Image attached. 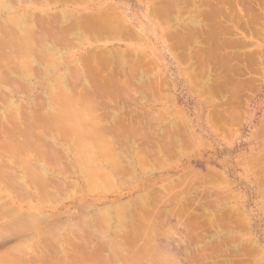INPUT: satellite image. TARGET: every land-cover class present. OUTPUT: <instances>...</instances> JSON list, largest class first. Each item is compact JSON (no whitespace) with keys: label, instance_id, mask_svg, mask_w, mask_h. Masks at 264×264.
<instances>
[{"label":"rangeland","instance_id":"374dc122","mask_svg":"<svg viewBox=\"0 0 264 264\" xmlns=\"http://www.w3.org/2000/svg\"><path fill=\"white\" fill-rule=\"evenodd\" d=\"M179 1L182 2L181 0H176V2L175 0H172V3L175 2L173 4L174 7L172 4L167 5L168 0H80L79 2L75 1L73 4H66L67 8L69 7V13L73 12L76 15L85 13L100 14L108 8L110 10L113 7L114 11L112 10L113 12L111 13L110 10L107 14L115 15V12H118L116 14L119 18L121 17V19L117 16L116 19L118 18V20H122L124 27L129 26L130 29L136 31L141 37H138L139 40L138 38H136L137 40L125 38L94 39L92 37L89 38L88 34V37L82 38L81 43L79 42L76 47L74 45V47L71 48L68 57L66 56L67 60H64L65 63H68L75 58H80V55L85 53L87 50H92L93 48L98 51L102 57H104V61L107 63L112 61L113 56L119 54L117 53L118 51L125 53L127 51L136 53L137 51H140L141 53L145 52V54L150 55L147 60L151 61L153 59L151 62L155 61L153 64L150 62L148 65H141L143 70H140V78H137L139 77L137 76L139 72L135 71L137 74L133 72L136 75L133 80L136 81V79H138L140 82H143V80L145 82V79H148L146 80V85H150V87L147 85L149 89H146L147 87H143L146 91H141L142 93H148H145V96L139 92L141 87L139 88V91L136 92L137 94H134V91H130L128 97L130 98L133 93L131 98H137L140 102L129 100L132 103L130 104L128 98L127 101H124L126 98L125 97L123 99L125 96L124 94L123 97L121 96L122 94H120V99H123L122 101L126 104L124 102L121 103L122 101L118 99L119 96L116 97L118 100L115 102L113 101L115 100V97H112V100L109 98L111 96L101 94V97H99V95V98L97 97L98 102L95 101L97 103L100 101L99 104L96 103L97 107H95L97 109L89 107L88 109L90 112L88 113L89 110L87 107H83L88 110L84 113H87V115L90 116V114H93L91 111L93 109V112L96 110L93 115L101 114L109 116L110 114H114L113 116L117 119L119 115H123L122 117L124 119H128L124 120V122L126 121V123H128L130 119V121H132V123H130L133 125L136 121L134 126L137 127H139L138 124L141 125V123L144 122L146 123V125L144 124V126H146L145 129L150 128V130L152 129V127H150L151 124L154 128L160 129V127L166 126L167 123H177L178 125H181L180 121L182 120L180 119H185L187 124L191 125V127L189 126L190 129L185 135L183 134L184 137L187 134L189 136L188 132L190 131H193V133L190 132L191 138L185 137L186 140H183L182 146L178 148L180 151L178 149H172L173 152L176 153H173L171 150L172 153H170V151L168 152L169 156H166L167 153L165 151L162 154L163 160L159 157L160 160H158V167L157 158L154 160L146 158L149 159V161L146 163L144 162L145 165L139 163L141 166L138 165L136 169L124 171L125 173H123L122 176L119 175L120 177L116 174L115 178L118 176L117 179H115L116 182L110 186H105L101 192L98 191L89 193L83 191L80 192V194L78 193V195L76 194L72 198L69 197L68 199L63 200L62 203L57 206L51 205L42 207L43 212L46 213V217L33 221L34 223H31L30 218L28 219V222L25 221L27 222V226L25 224L21 226L20 224V227H27L26 230L24 229L25 232L23 231L26 234H20L22 231L20 229L21 231L17 233V235H14L15 237L18 236L16 238L17 240L15 239L14 242L18 243V238L20 239L19 241H23L24 238L27 239L26 241H29L30 239L28 238L34 235L36 236L34 237L37 238L38 235H40V228L48 225L47 223H50V221L61 211H65L66 213L64 212V214L68 213L67 215L70 217H80V214L83 212L85 214L86 211V213L90 211L91 213H89L92 214L99 208L102 209L108 206L113 207V205L117 202L124 203V201H126L125 203H140L141 201H139L138 198H143L141 195L144 194L146 195L145 197L148 201V203H146L148 205L145 204L144 207L142 204L141 207L140 203L138 204V207L140 205L141 208L139 207L138 209H136V204V207L135 205H130L127 212L130 213V219L133 220V216H135V220L136 216L138 218L141 213L139 210H143L139 217V219H141L143 213L145 214V216L143 215L144 219L142 218L144 220V222H142L143 225L139 222L140 220L136 223H140L142 226L140 224L139 226L144 227L146 230L145 232L148 236L145 238L147 242L145 240L144 243L152 246V251L155 255L151 256L155 260L151 259V256L149 255L147 256L145 254L147 257L143 256V253L142 256L140 253H137L140 255H137L138 257L136 255H132L133 257L139 258L141 256L143 261L144 259L145 261H149L148 258L153 260L148 262V264H168L169 262V264H191L188 260L199 258V261H201L200 258L206 259L210 257L209 260L203 261L204 264L206 262H211L210 264H220V262L228 256L224 255V252H226L225 248L222 250L223 252L221 251L223 248L222 246L228 247L237 243L244 248L245 246L247 248L248 245L257 246L261 252H259L257 257L259 261L254 257H252V259L254 258L253 260H250L254 261V264H264V0H205V2L204 0H186L185 2L183 0L184 3L182 2L181 4ZM52 3H49L48 5L42 3L40 7L39 5L37 6V3L36 5L32 4L28 7L31 13H33L32 18H38L43 12L61 9L65 4L62 1ZM162 6H164V8ZM16 9L18 11V8ZM159 9L161 10L159 11ZM167 9L169 11H167ZM4 16V13L0 12V18H3ZM109 18L114 19L113 15L109 16ZM186 35H189V37ZM241 42H244L245 45ZM111 50H113L115 54L112 53ZM184 55L187 56L185 57ZM34 61L37 62L36 59ZM64 61H61L60 63L63 64ZM97 62L93 64H96ZM109 64L110 63L106 65L109 66ZM63 65L61 66L59 64L58 67H54L55 69L51 67L49 71L46 69V72L48 71L51 73L49 75H47V73V76H30L28 81H30L29 83L31 87L28 88L26 92L24 91L25 93H23V91L19 92V90V93L17 90L15 92L11 91L10 95L12 101L14 103H18L17 105H20L21 108H23L21 103L24 104L28 101L27 109H29V114L32 115L33 111L31 108L34 107L36 114L38 113L36 109H40L42 110V115L45 112L44 116H47V113L52 118V112H54V110L51 109V111H49V99L47 94H42V92H45L43 89H46L49 86L47 84L54 81L53 79L55 78L52 79L51 77L63 72V69L61 68ZM100 65L101 61L97 63L98 67L102 66ZM106 65H103L104 68ZM115 65L112 64L113 69ZM125 65H123L124 69L127 67ZM95 66H92V68ZM143 66L147 67L145 68ZM116 68L113 72H115L114 74H116L117 77L121 78L122 76H128V72L123 68ZM106 69L108 70V68H105V70ZM42 74H44V72ZM150 80H152L153 83ZM1 82L3 81L0 80V83ZM3 84H7V82ZM155 84L157 85V88ZM151 85H153V88ZM52 87H54V85H52ZM56 87L57 86H55V89H58L59 86L57 88ZM31 88L34 89L31 90ZM136 88L137 87H135L134 90H136ZM26 89L24 88L23 90ZM149 92H152V94ZM39 93L41 94L37 97ZM139 94V98L144 96L143 99L140 98L141 100H139L137 97ZM159 94L161 96H159ZM41 97H44L47 100H45V102L43 100L44 103H41V100H39V105L37 99H40ZM79 97L78 100L81 98ZM63 99L64 97L62 95L60 96V100H57V102L63 103ZM81 99L80 103H83V100L81 101ZM101 100L103 101L102 105ZM106 101H108L109 104L111 103L113 107L115 106V108H118L119 106V109H115L116 111H114V108L112 107V109L109 110L110 105L109 108H107L108 103ZM104 102L107 106L104 105ZM44 104H46V106ZM116 104H118L117 107ZM76 107V109L80 110V106L78 107L76 105ZM49 112L52 114H49ZM57 115L59 114L57 113ZM57 115H55V113L53 114V116ZM121 116H119L120 119H123ZM151 117L154 120H152ZM105 118L107 119V116ZM155 118L159 119V121L155 120ZM149 121H152V123ZM50 123L51 121L47 124L49 125ZM45 124L43 125L46 126L47 124ZM157 124L160 125L158 126ZM7 127H9V125H7ZM39 127L42 128V125L38 126V129ZM4 128H6V126H4ZM1 137L2 136L0 134V138ZM186 142H188V144ZM207 167L210 168V171L208 169L210 173L207 171ZM193 169H195V172L200 170L199 178L201 180H197L198 174L194 176V178L197 177L195 180H193L194 178L191 179L194 172L192 173L193 175L190 173L191 175L189 174V176L185 174V172L188 174V172L194 171ZM211 169H214V173H218V176L214 175ZM205 170L207 171L205 173L209 174H206L208 180L206 179V176L205 178L204 176H200L205 174L203 173ZM182 175L187 176L185 177L186 179H184V183H182L183 185L181 184V182H183L182 178L179 180L181 181L180 183L178 181L179 185L175 183L176 186L173 187L171 190L172 192L169 191L170 193H168V195L170 198H163L165 193H160L161 191H158L157 194L154 193L155 197H151L148 193H146L147 190L152 188L155 189V187H158L159 189L164 186V184H167V182L174 181V179H177ZM211 175L214 177L216 176V180L214 177V179H212ZM185 181H189V184L187 185L188 182L186 183ZM194 181H196V183ZM155 190L157 191V189ZM151 191L155 192L153 189L150 190V192ZM150 195L153 194L151 193ZM78 201H80L81 204H79L80 202ZM191 202L192 205L190 204ZM16 205H19V203H16ZM182 205H185V210H187V208L189 210L191 209L186 212V215H184L185 211L183 210L184 206ZM174 206H181L182 211L184 212L181 211L180 207L178 208ZM196 207L198 209H196ZM18 208L20 211L31 209V207L21 203ZM143 208L146 209L145 212V209ZM152 209L156 211H153ZM177 209H179L178 212H182L183 214L180 215L178 212L177 214L175 212ZM230 209L233 212H231ZM147 210L149 211L147 212ZM169 210L170 212L173 210L175 214L172 212L173 215L168 217L167 211ZM221 210L224 213H222V215H218ZM192 211L195 213L199 212V215L201 214L200 217L205 214V217H202L203 220L202 218H199L200 221H198L200 223L198 221L197 222L199 224L196 223L199 225L200 229L204 228L206 230L205 231L203 229L201 231H205V233L207 232V236L209 235L208 237L204 235V238L206 237L205 240L202 238L203 233L201 234V238L199 236L192 237L194 234L193 232H195L196 235L197 233L198 235L200 233L199 227H193L195 226V223L192 224V227L189 229L190 223L188 222V225L183 221L191 215ZM227 211L229 213H225ZM187 213H189V216H187ZM212 215L215 217L214 221L212 220L211 223L215 229L218 228L217 230H219V233L218 231H215L214 227H211L212 229H210L211 223L206 220L208 216ZM218 216L220 217L218 218ZM177 218L181 220L178 219V221ZM127 220H129V217ZM127 220L125 223L128 222ZM133 221L126 224L127 226L131 225L130 227L133 230V233L130 228H125L126 231L129 230V232L133 234L132 239H135L133 236L140 235L137 233L141 227L135 231L137 227L134 228L135 223ZM236 221L239 223H235ZM208 223H210V226ZM110 225L112 227L117 225L116 220L114 219L113 223L111 222ZM156 225L163 226H161L160 229L153 231L152 229H155ZM236 226L238 227L236 228ZM148 227H151V229ZM239 227L242 229L238 230ZM186 232L188 234H193L188 235ZM185 233L188 235L187 237H185ZM18 234L23 238L21 239ZM235 234L240 237H234ZM110 235H112V231L109 230L108 238H110ZM221 236H226L223 238L225 241L222 240L224 243L221 241ZM34 237H31V242H37ZM138 237L140 236H137L136 239ZM225 238L228 239L226 240ZM201 239L204 241L201 242ZM207 243L210 244V248L213 251H218L217 254L216 251L215 253L211 252L212 250L209 246L206 247ZM2 247L3 244H0V249H2ZM199 247L203 249L206 247L208 249L205 248V250L208 251L205 253V251L202 250L201 252ZM192 249L198 250L194 252ZM246 250L248 252V249ZM187 251L190 252L189 256L185 255L189 254ZM197 251H200L202 255H197L199 253ZM27 252L28 253H26V255L28 256L24 255L23 260L29 259L31 255L33 257L34 253H36L35 251ZM208 252L210 253L208 254ZM193 253H195L194 256ZM105 254L103 252V256H101L104 257ZM108 256H110V254L107 253V257ZM132 256L128 257L127 255V259H132ZM117 257V262L115 261L113 263L110 261L112 263H107L121 264L125 259V256ZM230 257L231 255L229 256V259L231 260L232 257ZM236 258H239L238 255ZM236 258L234 259L237 260ZM243 258H245L246 264L252 263L249 259V262L247 261L245 255ZM157 259L161 262L159 263ZM23 260L21 262L25 261ZM156 260L158 263H155ZM91 261L88 260L87 263L94 264L93 261ZM195 261L196 264L203 263H197L198 260ZM245 262H243V264Z\"/></svg>","mask_w":264,"mask_h":264},{"label":"bare ground","instance_id":"6f19581e","mask_svg":"<svg viewBox=\"0 0 264 264\" xmlns=\"http://www.w3.org/2000/svg\"><path fill=\"white\" fill-rule=\"evenodd\" d=\"M58 1H62L63 3H65L61 9L43 12L41 13V15H39L38 17L39 19L32 18L33 13H31L30 9H28V7H30L32 4L36 5L37 3V6L39 5L40 7L42 3L48 5L49 3L51 4L52 2H58ZM75 1L79 2L80 0H0V12L4 13L5 15L3 18H0V80L3 81L0 83V129H1L0 134L2 136L1 137L2 139L0 138V244H3L2 249H0V264H88L87 263L88 260L89 261L92 260L94 264H105V263L108 264L107 262L110 261H112L113 263L115 261L117 262L118 261L117 256H125V259L121 264H143L146 262H147L146 264H148V262L155 260L151 256V255H155V253H153L152 251V246L144 243L146 240L145 238L148 236V234L145 232L146 230L144 229V227H141L143 225L142 222H144L143 215L145 216V214L143 213L141 217V219L143 218L142 221L141 219H139L143 210L142 211L139 210L141 213L139 214L138 218L136 216L135 220L138 219L136 221L134 220L135 216L132 215L134 220L133 221L132 219H130L129 216L130 213L127 212V210L130 208L129 207L130 205L134 206L136 204V203L134 204V202L131 203H125L126 201H124V203L117 202L113 205V207L108 206L102 209L99 208L101 210L97 209V211L95 210V212L92 214H90L91 213L90 211H89L90 213L89 212L86 213L87 212L86 211L85 214L83 212L82 213L83 215L80 214L81 216L77 214L80 217H74V216L70 217L67 215L68 213L64 214L65 211L64 212L61 211L50 221V223H47L48 225L44 226L43 228H40L39 230L40 235H38L37 238H35L36 237L35 235H34L35 237L31 236L32 238L34 237L35 241L37 242H31V237H30L28 238L30 239L29 240L30 242L26 241L27 239L25 238L23 241H19L20 239L18 238V243H17L14 241L18 236L15 237L14 235H17V233H19L21 230L22 233L20 232V234H26L24 233L25 232L24 229L26 230L27 227L25 228L20 227L19 225L20 224L21 226H23L24 224L26 225L28 219L31 218L30 220L31 223H34L33 221L46 217L45 216L46 213H44L42 210V207L44 206H51V205L57 206L58 204H61L63 200H66L69 197L72 198L76 194L78 195V193L80 194V192L83 191L89 193L98 192V191L101 192L105 186H110L114 182H116L115 179H117L119 175L122 176L123 173H125L124 171L130 169H136V167L141 163L145 165L144 162L146 163L147 161H149V159L146 158H151L153 160L157 158V167H158V160L160 159L163 160L162 154L165 151L167 153L166 156H169L168 154L169 151L170 153H172L174 149L177 150L178 148H180L182 146L183 140H186L187 137L188 138L190 137V132L193 133V131H190L188 132L189 136L187 134L185 136L186 138L184 137V135L191 127V125L187 124V121L185 119H180L182 121L179 120L181 125H178L177 123H167L166 126L161 125L163 127H160V129H156L152 124L151 125L149 124L150 127H152V129L150 130V128L145 129L146 126H144V124L146 125V123L142 122L141 119L140 121L143 123V124L141 123V125L143 126L138 124L139 127H137L134 126L136 124V121L134 122L135 124L133 125L131 124L132 121H130V119L128 123H126V121L124 122V120H128V119H124L122 117L123 115L122 116L119 115L123 119H120L119 116L118 119L115 118L113 116L114 114L113 115L110 114L111 116L106 115L107 119L109 117V119L107 120L105 118L106 117L105 115H101V114L93 115L95 114L94 112H96V110L93 112V109L91 110L93 114H90V116L87 115V113H84L89 110L88 109L89 107L97 109L96 108L97 107L96 103L98 102L97 97L98 95L99 97H101L100 96L101 94L111 96L109 97L111 99L112 97H115V100L112 99L115 102H117L116 100L120 99L121 96L123 97L124 95L125 96L123 97V99L126 97L124 101L125 100L127 101L128 98V101L131 100V101L140 102L137 100V98L134 97L131 98V97L133 96V93L135 94L137 91H139L140 87L141 90L139 92L140 93L143 92V90L145 89V88L143 89V87H147L148 85V84L146 85L147 82L146 80L148 79H145V82L144 80L143 82L142 81L140 82V80L136 79L135 81L133 80V78L136 77L135 74H137V72H139L137 75L139 77L137 78H140L139 75L141 74L140 70L141 71L143 70L141 68V65L143 64L148 65L153 59L151 61L147 60L150 55L145 54V52L141 53L140 51H137L136 53V52L127 51L125 53L118 51L117 53L119 54H116L113 57L111 56L112 61L108 62L111 65L109 64L108 66L106 65L108 63L104 61V57H102L101 54H99L98 51L94 50L93 48L92 50L91 49L87 50L85 53L80 55V58H75L72 61L65 63V61L67 60L66 56L68 57L71 48L74 47V45L76 47V45L79 42L81 43L82 38L88 37V34H89V38L92 37L94 39L125 38V39L134 40L140 36L136 31L130 29L129 26L124 27L123 25L124 23H122V20H118L119 16L116 14L118 12H115V15L107 14L110 12V10L111 13L114 11L113 7L110 10L108 8L106 11L100 14L85 13V14L76 15L73 12H72L73 14L69 13L70 12L69 7L67 8L66 4L67 3L73 4L75 3ZM181 1L183 2V0ZM185 1L186 0H184V2ZM182 2H180V4ZM174 3H172V0L171 1L168 0L167 5L172 4V6L174 7L173 5ZM162 7L164 8V6ZM16 8H18V11ZM160 10L161 9H159V11ZM167 11L169 10L167 9ZM111 15H113L114 19H110L111 17L109 18V16ZM116 16L118 17L117 19ZM119 19H121V17ZM186 36L189 37V35ZM241 43L245 45L244 42ZM111 51L112 53H114L113 50ZM35 59L37 60V62L34 61ZM61 61H64L63 62L64 65L60 63ZM100 61H101V65L104 62L103 65H106L105 68H108V70L107 69L105 70L103 65L102 66L100 65L101 67H98L99 65L97 66V63H99ZM95 62L97 63L93 64ZM154 62H151V64H153ZM59 64L61 66L63 65V67L60 66L63 69V72L56 74V76L54 77H51L52 79L55 78L53 79L54 81L51 80L52 83L50 82V84H47L49 86L46 89H43L45 92H42V94L43 93L47 94V97L49 99L48 100V105L50 109L49 111H51L52 109L54 110V112H52L53 114L55 113V115H57L58 113L59 115L53 116V114L49 112V114L50 113L52 114V118H51L47 113H46L47 116H44L45 112L42 115L41 113L42 110L36 109V111L38 112L37 115L34 110L35 109L34 107H32L31 109L35 113V115L33 112L31 115L28 112L29 109H27L28 101L24 103L25 105L21 103L23 108H21L20 105H17L18 103H14L12 101L10 95L11 91L15 92L17 90L18 92L19 90V92L23 91V93H25L28 90V88L31 87L29 83L30 81H28L30 76L32 75H34V77H37V75H39V77H41V75L47 76L51 74L48 72L49 69H51V67L55 69L56 67H58ZM112 64L114 65L116 64L114 66V69L112 67ZM123 65L127 67H125L124 69ZM92 66L95 67L92 68ZM102 67L107 72H105ZM116 67H119V69L123 68L125 71L128 72V76L121 75L122 79L120 77H117L116 74H114L115 72H113V70L117 69ZM143 67L146 68L147 66H143ZM46 69L48 70L47 72ZM135 71L137 72L135 73ZM43 72L44 74H42ZM152 80L150 81L152 82ZM5 82H7V84H3ZM52 85H54V87H52ZM55 86L57 87L59 86L60 88L58 87V89H55ZM148 86L150 87V85ZM151 86L153 88V85ZM135 87H137L136 90H134ZM24 88L27 89L23 90ZM33 89L31 88V90ZM146 89L149 88L147 87ZM130 91H134V92L133 93L131 92L132 94L131 97L129 98L128 96L130 94ZM145 93H142V95H144ZM40 94L41 93H39L37 97L40 96ZM120 94L122 95L120 96ZM150 94H152V92ZM62 95L64 97L63 103L62 102L58 103L57 100H60V96ZM79 96L83 99H81ZM117 96H119L118 99L116 98ZM139 96L140 94L137 95L138 98ZM144 96L140 98L143 99ZM159 96L161 95L159 94ZM78 97L81 99V101L83 100L82 101L83 103H80V99L78 100ZM140 98L139 100H141ZM123 99L120 100L122 101ZM39 100H41L42 103L43 100L45 102V100L47 99L44 97H41L40 99L38 98L37 99L38 104H39ZM124 101H122L121 103H123ZM106 102L108 103L107 108H109L110 105L109 110H111L113 105L111 103L109 104L108 101ZM102 103L103 101L101 102V105ZM130 104L132 103L130 102ZM44 105L46 106V104ZM76 105L78 107L80 106V110L76 109L77 108ZM117 105L118 104H116V107ZM83 107L85 108L87 107L88 110L84 109ZM113 108L114 111H116L117 109H119V106L118 108H115V106ZM89 112L90 110L88 111V113ZM152 120L154 119L152 118ZM155 120L159 121V119L156 118ZM49 121H51V123L48 125L47 123H49ZM149 122L152 123V121ZM43 124H45L47 127L44 126ZM7 125H9V127H7ZM40 125H42V128L39 127L38 129V126ZM4 126H6L7 129L9 128L10 130L9 129L7 130L6 128H4ZM182 137L185 139H183ZM186 143L188 144V142ZM208 169L210 171L209 167H207V171ZM193 170L194 171L192 172H188V174L185 172V174L189 176L190 173L192 174L194 172L193 173L194 175L192 174L193 177L191 179H193L194 176L198 174L197 175L198 178L197 177L196 178L197 180H201L199 178L200 170L196 172L195 169ZM213 170H212L213 174L218 176V173L215 174ZM207 171L205 170L203 173ZM116 174H118V176L115 178ZM206 174L209 175L208 173H205L204 175H200V176H204V178L206 176V179L208 180ZM187 176L182 175L181 177L174 179V181L167 182V184H164V186L160 187L159 189L158 187L157 188L155 187L157 191L154 188H152L155 192L152 191L150 192V190L152 189H149L147 190L146 193H148V195L151 197L152 196L155 197V194H157L158 191L159 192L161 191L160 193H165L166 196V197L164 196L163 198L165 199L170 198L168 193L172 192L171 190L173 189L174 186H176L175 183L179 185L178 181L181 180L182 178H183L182 179L183 182L179 181V183L180 182L181 184L184 183V179H186L185 177ZM213 177L214 176H212L211 178L214 179L215 177L214 178ZM196 178H194L193 180H195ZM187 182L186 183L188 185L189 181ZM194 182L196 183V181ZM151 193L153 195H150ZM142 196L143 198H138V199L139 201H141L140 202L141 207L142 204L145 207V204H147L148 201L146 200L145 197L146 195L143 194L141 195V197ZM192 202L190 203L191 205ZM16 203H19V205L20 203L27 205L31 207V209H25L20 211L18 208L19 205H16ZM140 203L137 202L136 204L137 207L135 205L136 209L140 207V205L138 207V204ZM79 204H81V202ZM185 205H182L184 206L183 208V210L185 211L184 215H186V212L189 210L188 208L187 210H185L186 208ZM174 207H178V208L180 207L182 211L181 206H174ZM189 207H193V206H189ZM196 209L198 208L196 207ZM152 210L156 211L154 209ZM178 210L179 209L174 211L177 213ZM145 211L146 209L144 210V212ZM148 211L149 210H147V212ZM194 211H192L190 216L189 213H187V216H189L188 218L186 216L187 219L185 220L182 219L185 224L189 225L190 223L189 229L192 227V224L194 223L195 226L193 227L198 228L200 219L203 216L205 217V214L202 217H200L201 214L199 215L198 211H197L198 213H195ZM167 212H168L167 214L168 217L175 214L173 210H171V212L170 210ZM182 212L181 213L178 212V213H180L181 215L183 214ZM231 212L233 211L231 210ZM222 213L224 212H222L221 210V212H219L218 215H222ZM225 213H229V212L227 211ZM196 214H198L199 216ZM124 216L125 217L128 216L130 221L127 220L128 217L125 218ZM214 217L215 216L213 215L208 216V218L206 217L207 218L206 220H208L207 222L211 223L212 220L214 221ZM219 217L220 216H218V218ZM114 219L116 220L117 225L112 227L110 223L111 222L113 223ZM178 219L179 218H177V220ZM126 220L128 222L133 221L135 223L134 228L137 227L135 231L138 230L139 227H141L140 230H138V233L136 232L137 234H140L137 235L140 237L136 239L137 236L134 235L136 237L133 236V238L135 239H132L133 230L130 227L131 225L130 226L126 225L128 224V222L125 223ZM138 221L141 222L142 225L139 223L141 226L137 224ZM210 223H208L209 226ZM235 223H237V221ZM161 226L156 225V228L152 230L156 231L160 229ZM125 227L130 228L132 233L129 232L128 228H127L128 231H126ZM211 227H214L212 223L210 229H212ZM237 227L238 226H236V228ZM148 228L151 229V227ZM203 229L199 230L200 231L199 235L198 233L196 235V233L193 232V230L191 229L192 232L195 234L194 235L193 233H191L193 234L192 237L199 236L201 238L202 233H203L202 238H204V235L208 237L209 235L207 236L206 234L207 232L205 233L206 231L205 229L204 232L201 231ZM217 229L218 228H216L215 231H218L219 233V230ZM241 229L242 228L239 227L238 230ZM109 230L112 231V235H110V238H108ZM186 233H185V237L191 235L188 233H187L188 235H186ZM206 237L204 238V240L206 239ZM224 237L221 236V241L224 240L223 239ZM234 237H238V235L235 234ZM22 238L23 237H21V239ZM204 240L201 239L200 241L203 242ZM208 244L209 243H207L206 247L209 246L210 248L211 246L210 244L209 245ZM248 246L247 248L245 246V248L248 249V252L243 246H240L237 243L236 244L234 243L232 246L230 245L228 247L222 246L223 248L221 249V251L225 248L226 249L225 251L227 253L224 252V255H228L227 256L228 258L226 257V259H223L221 262L219 260L218 261L220 262V264L221 263L235 264V262L236 264H240V263L243 264V262H245V258H243L244 255L246 256L247 261L248 259L249 261H251L250 259H252V257L258 260L257 257L259 255L260 249H258L257 246L255 247L254 245H250L249 248ZM205 248L204 249L200 248L201 252L202 250H204L206 253L208 250L206 251ZM26 250L35 251L36 253H34L33 257L31 255L29 259L27 260L24 259L26 261L25 262L23 260V257L24 255L28 256L26 255V253H28ZM196 250L193 251L195 252ZM215 251L212 250L211 252L215 253ZM103 252L104 254L106 253L105 254L106 256L104 255V257H102ZM197 252L201 253L200 251ZM217 252L218 251H216V254ZM242 252H244L245 254ZM107 253L110 254L111 257L110 256L107 257ZM137 253H140L141 256L144 254L143 256L145 257L149 255L153 260H150L148 258L149 261H145V259L143 261V258L141 259V256L139 257L141 259L140 260L139 258H137L140 254L138 255ZM187 253L189 254H185V255L189 256L190 252L187 251ZM199 253L197 255L201 256L202 253L201 254ZM209 253L210 252H208V254ZM194 254L195 253H193V256ZM127 255L128 257L129 256L131 257L132 255L133 256L138 255V256L137 257L132 256L133 257L132 259L130 258L127 259ZM230 255L232 257L231 260L233 261L229 259ZM237 255L239 258H236ZM21 258L24 262H21L22 261ZM209 258L206 259L200 258L201 261H199V258L198 259L193 258V260L191 259L192 261L191 260L188 261L191 262V264H196L195 260H198L197 261L198 263L209 260ZM234 258H236L237 260H235ZM157 260L155 261V263H158ZM160 262L161 261H159V263ZM251 262L253 263L254 261ZM210 263L208 262L207 264ZM202 264H204V262ZM244 264H246V262Z\"/></svg>","mask_w":264,"mask_h":264}]
</instances>
